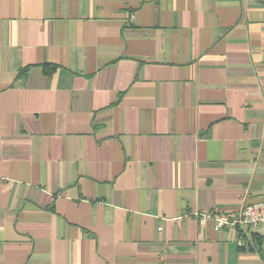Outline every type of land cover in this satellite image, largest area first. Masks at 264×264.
<instances>
[{
    "label": "crops",
    "instance_id": "obj_1",
    "mask_svg": "<svg viewBox=\"0 0 264 264\" xmlns=\"http://www.w3.org/2000/svg\"><path fill=\"white\" fill-rule=\"evenodd\" d=\"M262 199L264 0H0V264H264Z\"/></svg>",
    "mask_w": 264,
    "mask_h": 264
},
{
    "label": "built area",
    "instance_id": "obj_2",
    "mask_svg": "<svg viewBox=\"0 0 264 264\" xmlns=\"http://www.w3.org/2000/svg\"><path fill=\"white\" fill-rule=\"evenodd\" d=\"M203 216L204 218L207 216L212 217L214 220V229L216 231L227 229L240 235L241 230L247 227H264V199L246 205L241 212L236 215H227L224 213H214L211 215L206 213ZM239 244H244L241 238Z\"/></svg>",
    "mask_w": 264,
    "mask_h": 264
}]
</instances>
